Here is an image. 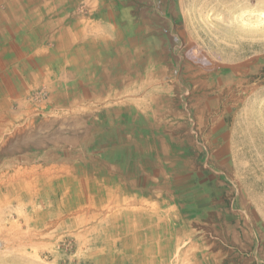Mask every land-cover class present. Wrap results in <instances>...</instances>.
Wrapping results in <instances>:
<instances>
[{
  "label": "crops",
  "instance_id": "0c3cea01",
  "mask_svg": "<svg viewBox=\"0 0 264 264\" xmlns=\"http://www.w3.org/2000/svg\"><path fill=\"white\" fill-rule=\"evenodd\" d=\"M186 30L178 0H0V104L45 89L56 104L91 105L96 124L137 120L144 136L186 130L190 105L205 128L211 157L184 162V191L164 192L174 184L157 175L127 184L134 194L108 191L107 200L140 202L123 212L120 257L108 264H264L263 225L242 194L225 189L230 116L219 88L210 90L222 68L189 60Z\"/></svg>",
  "mask_w": 264,
  "mask_h": 264
},
{
  "label": "rangeland",
  "instance_id": "374dc122",
  "mask_svg": "<svg viewBox=\"0 0 264 264\" xmlns=\"http://www.w3.org/2000/svg\"><path fill=\"white\" fill-rule=\"evenodd\" d=\"M178 2L189 60L222 68L211 73L210 90L219 88L222 116H230L233 166L225 189L244 196L264 230V0ZM51 100L49 91L35 89L22 103L0 104V264L116 263L122 214L140 202L107 200L106 194H134L127 184L156 175L174 184L164 192L175 185L184 191V162L210 160L205 128L190 105V116L181 119L186 130L144 136L137 120L108 124L99 116L96 124L91 105ZM194 142L195 153L184 151Z\"/></svg>",
  "mask_w": 264,
  "mask_h": 264
}]
</instances>
